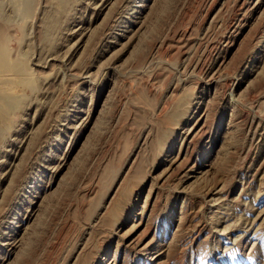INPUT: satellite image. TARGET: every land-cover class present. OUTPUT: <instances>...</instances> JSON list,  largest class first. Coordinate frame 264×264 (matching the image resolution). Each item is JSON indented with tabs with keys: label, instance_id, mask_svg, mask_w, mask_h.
Masks as SVG:
<instances>
[{
	"label": "rangeland",
	"instance_id": "rangeland-1",
	"mask_svg": "<svg viewBox=\"0 0 264 264\" xmlns=\"http://www.w3.org/2000/svg\"><path fill=\"white\" fill-rule=\"evenodd\" d=\"M0 38V264H264V0H0Z\"/></svg>",
	"mask_w": 264,
	"mask_h": 264
},
{
	"label": "bare ground",
	"instance_id": "bare-ground-1",
	"mask_svg": "<svg viewBox=\"0 0 264 264\" xmlns=\"http://www.w3.org/2000/svg\"><path fill=\"white\" fill-rule=\"evenodd\" d=\"M62 1V0H61ZM58 3H60V1L58 2ZM62 3V2H61ZM24 6V5H23ZM28 6V5H27ZM26 9H27V7H26ZM3 39V38H2ZM0 40H1V38H0ZM4 41V40H3ZM3 41H2V43H3ZM3 45V44H2ZM2 48H5V45H4V47L2 46ZM7 53V51H3L1 48H0V69H4V70H7V69H10V68H12L10 65H9V63L6 61V56H8V55H6V56H4L5 54L4 53ZM8 54V53H7ZM9 60V59H8ZM11 64V63H10ZM15 65V64H14ZM20 66V65H19ZM26 67H24V69H25ZM4 70H2V72L4 71ZM9 71V70H8ZM20 71V70H19ZM10 72H12V75H13V71H10ZM9 72V73H10ZM1 73V72H0ZM6 73V72H5ZM17 74V73H16ZM1 75V74H0ZM7 75V74H6ZM10 75H11V73H10ZM11 75V76H12ZM3 76V75H2ZM5 76V75H4ZM8 76V75H7ZM15 76V75H14ZM18 76V75H17ZM23 76V75H22ZM9 77V76H8ZM13 77V76H12ZM1 79H3V78H0V80ZM5 79V78H4ZM14 78H12V80H13ZM26 80V79H25ZM1 82V81H0ZM5 82V81H4ZM10 82V81H9ZM12 82V81H11ZM2 83H3V81H2ZM15 84V83H14ZM1 85V84H0ZM9 86H10V84H8ZM6 86V85H5ZM5 86L3 87V88H5ZM7 89L9 88V87H6ZM2 89V88H1ZM0 89V90H1ZM10 89H12V87H10L9 88V90ZM6 90V89H5ZM2 91V90H1ZM0 91V92H1ZM3 92V91H2ZM6 93H8L7 91H5ZM11 95V94H10ZM14 95V94H13ZM17 95V94H16ZM19 96V95H18ZM20 100V99H19ZM17 101H16V99L13 97V98H10V97H6V96H4V94H2V95H0V121L1 120H3L4 118H5V112L6 111H8V109L9 108H11L13 105L14 106H17L18 104L16 103ZM17 104V105H16ZM12 109V108H11ZM11 112V111H10ZM10 114V113H9ZM7 118V117H6ZM5 118V119H6ZM8 120V119H7ZM6 121V120H5ZM5 123V122H4ZM6 124V123H5ZM3 129V128H2ZM1 130V129H0ZM4 130H6L5 128H4ZM1 135V134H0Z\"/></svg>",
	"mask_w": 264,
	"mask_h": 264
}]
</instances>
